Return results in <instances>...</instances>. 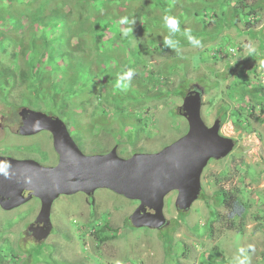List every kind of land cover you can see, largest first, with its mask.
Wrapping results in <instances>:
<instances>
[{
  "label": "rangeland",
  "instance_id": "rangeland-1",
  "mask_svg": "<svg viewBox=\"0 0 264 264\" xmlns=\"http://www.w3.org/2000/svg\"><path fill=\"white\" fill-rule=\"evenodd\" d=\"M148 1L151 0H145V7L143 3H137L129 9L125 0H100L97 9L94 6L92 9L96 15L92 12L83 14L90 16V25L94 28L97 21H120L127 17L128 28L123 27L129 31L143 22L142 15H147L144 9L150 7ZM261 4L263 7L254 13L255 34L264 32V0ZM89 8L91 11V4ZM208 11L215 10L209 8ZM74 14L77 19H82L81 11ZM187 24L195 26L196 21L191 17ZM147 35L149 39H155L154 48L168 36L162 31ZM144 36L139 35L132 42L131 48L137 46L140 50L138 59L133 57V62L129 60L131 54L115 51L109 54L108 73H101L94 64L92 77L97 83L92 81L89 85L77 86L75 94L46 100V105L24 101L23 92L22 97L21 89H17L10 101L0 100L10 104V108L2 106L0 111L6 109L16 115L21 107L53 109L67 121L70 133L83 150L97 151L101 144L105 151L117 148L120 157L130 158L137 153L159 152L187 133L188 122L179 111L183 96L176 92L181 90V85L184 91L189 81V88L197 83L205 89L202 109L205 123L212 126L216 119L225 117L221 120V135L235 141L234 150L226 158L209 162L202 176L201 196L188 212L179 213L175 205L176 193L167 196L164 212L169 225L161 230L130 226L129 216L137 203L107 189L97 193L103 200L99 212L104 213L99 220L89 218L84 194L61 196L54 205L56 231L47 243L36 246L28 235L25 239L19 237L22 227L31 222L27 215L23 223L10 213H0V264H240V261L264 264L263 98L252 99L247 110H241L249 119L235 123L236 111L250 100L249 97L240 99L243 90L264 87L261 40L252 39L246 33L239 35L232 28L200 46L186 42L161 52V49L150 47ZM95 53V60H103L107 51L96 48ZM80 57L87 60L90 56L80 54ZM171 65L176 73L169 70ZM84 67L90 69L87 62ZM179 67L183 75L178 72ZM129 69L135 73L130 81H126L130 88H116L117 80ZM152 73L166 81L150 83ZM49 77L50 74L45 75V83H40L46 93L52 87ZM201 78L206 79L203 81L206 86L198 81ZM74 82L81 84L84 81L76 78ZM8 85H0V97L9 95L16 84ZM25 89L23 91L30 98L47 97L38 94L36 87ZM158 94L162 97L155 96ZM220 107L227 109L221 117L218 114ZM250 107L254 109V118L249 117ZM219 188L239 190L236 195L242 196L247 204L246 216L238 218L232 229H228V219L223 217L227 216L228 209L214 203L213 195ZM61 212L64 215H58ZM98 221L111 227L104 231L103 237H116L97 244L91 226Z\"/></svg>",
  "mask_w": 264,
  "mask_h": 264
},
{
  "label": "trees",
  "instance_id": "trees-1",
  "mask_svg": "<svg viewBox=\"0 0 264 264\" xmlns=\"http://www.w3.org/2000/svg\"><path fill=\"white\" fill-rule=\"evenodd\" d=\"M99 1L0 0V85L9 86V83L16 84L12 87V92L5 97L1 96L0 100L10 101L11 96L17 94V89H21L22 97L23 92L24 101L35 102L33 104L36 105L38 103L46 105L48 103L46 100H53L55 97L71 96L75 94L77 86L82 84L89 85L92 81L96 82L92 77L95 73L94 64L98 66V71L101 73H108L111 66L109 56L111 52L112 54L115 51L122 54H131L130 62L134 61L133 57L138 59L139 48L137 46L131 48L132 42L137 36L145 34L144 38L146 37L149 40L150 47H153L156 41L151 37L149 39L148 32L152 34L162 31V33L168 35L167 37H171L176 41L178 47L186 42L190 43L183 34L185 30H190L191 35L197 38L200 41V45H202L208 41L216 40L227 29L234 28L239 35L246 33L252 39H260L262 46H264V32L254 33L256 25L254 13H257L258 8L263 7L261 0H151L148 1L150 7L144 9L147 15H142L141 19L143 22L140 23L138 28L129 31L124 29L127 26L126 24L122 25L119 23L117 26L119 21L114 19L97 21L95 28L90 25V16H86L83 13L87 12L90 14L93 6L97 9ZM135 1L125 0V5L131 9L135 4L143 3L145 7V0H139L136 3ZM90 4L91 11L89 8ZM212 5L213 9L211 8ZM209 8L215 11L210 12L208 11ZM73 11H81L82 15L80 17L82 19H77ZM92 13L95 14V12ZM137 13L141 14V12ZM166 15L178 19L179 32L170 33L164 21ZM191 17L196 21L195 26L187 24ZM111 22L113 24L108 25ZM125 30L129 33L127 36L123 35ZM96 48L104 52L107 51L103 60L94 59ZM167 48L171 49L174 47L167 44L164 40L154 49H161L160 51L163 52ZM80 54H89L90 57L87 60H83ZM85 62L90 65L89 70L85 69ZM169 68L172 73L177 72L173 65ZM173 68L174 70H172ZM209 69L214 72L213 68ZM180 71L179 67L178 72ZM180 73L183 75L182 72ZM48 74L51 77V80L49 77V81L52 87L46 93L40 83H45L43 79ZM76 78L84 82L78 84L74 82ZM204 80L206 79H198L200 83L202 81V84L206 86L203 83ZM149 81L150 83H163L166 80L152 73ZM125 83L128 84L127 89L130 88L129 82L125 81ZM27 86L36 87L38 94L47 95V97L33 99L26 96L27 93L24 91L27 90L25 89ZM189 86L190 82L188 81L184 91L181 85V90L178 89L176 93L184 96ZM207 88L209 89V87ZM145 92L147 91L145 90ZM49 94H53L54 97ZM230 94L233 95V91ZM147 96L149 95L147 94ZM155 96L162 97L161 94ZM246 97H249L250 100L243 108H238L236 111L237 116H235V119L237 121L235 123H242L243 120L249 119L246 118L245 114L241 113V110L246 111L252 99L263 98L264 101V87L258 86L251 90L244 89L240 99L244 100ZM226 111V108L220 107L219 117L224 116ZM261 112L264 113V107H262ZM249 117H255L254 109L251 107ZM224 119L225 117L221 118V120ZM223 173L227 174L226 171ZM238 193L239 190L233 192L219 188L213 195L215 204L218 206L224 205L228 209L227 216H223L224 220L228 219V229H232V225L235 224L238 218L246 216L247 204L243 201L242 196L238 197L236 195ZM212 229L213 227H211ZM115 237L106 236L103 241L106 242Z\"/></svg>",
  "mask_w": 264,
  "mask_h": 264
},
{
  "label": "water",
  "instance_id": "water-1",
  "mask_svg": "<svg viewBox=\"0 0 264 264\" xmlns=\"http://www.w3.org/2000/svg\"><path fill=\"white\" fill-rule=\"evenodd\" d=\"M203 97L204 90L196 86L183 99L179 111L189 125L184 136L159 152L137 153L130 158L120 157L117 148L104 155H85L60 117L23 107L21 133L51 132L59 162L50 168L34 161L11 165L3 177L4 190L3 184L0 187V196L6 198L0 200V205L9 210L39 198L41 212L29 231L42 241L51 233L49 216L59 196L91 195L98 189H107L140 202L130 216L132 226L164 228L168 224L164 213L167 196L177 192L178 210H190L201 196L202 176L209 162L226 158L235 148L232 138L221 135V119H216L212 126L205 123ZM24 191L30 194L25 197ZM36 224L42 227L34 229ZM43 230V236L38 234H43Z\"/></svg>",
  "mask_w": 264,
  "mask_h": 264
},
{
  "label": "flooded vegetation",
  "instance_id": "flooded-vegetation-1",
  "mask_svg": "<svg viewBox=\"0 0 264 264\" xmlns=\"http://www.w3.org/2000/svg\"><path fill=\"white\" fill-rule=\"evenodd\" d=\"M196 86H199L198 84H194L192 85L189 89L187 88L183 99L185 97V95L193 90ZM200 87V86H199ZM0 108H3L2 106H6V108H10V104L6 103V102H0ZM23 107L19 108V110H17V114L15 115V113H11L10 111H6V110H1L0 111V131H2V136L0 137V187L2 186V189L4 190V187L6 186L4 184V175L9 171V167L11 165H16V163H18L19 161H34L38 164H40L43 167H54L58 164L59 162V155L55 149V145H54V137L52 135L51 132L47 131V130H42L40 132H36V133H32V134H26L24 135L23 133H21V128L23 126V121L24 118L20 115V111ZM33 111H41V112H45L48 115L51 116H56V117H60L62 119L61 116L58 115L57 112H55V110H43V109H37V108H30L27 107ZM27 115V114H26ZM66 125L67 128L70 127L69 124L67 123V121L65 119H62ZM92 120V119H91ZM69 131V129H68ZM70 133V131H69ZM71 137L73 138V134L70 133ZM74 139V138H73ZM74 141L77 143V145L79 146V148L81 149V151L88 156L91 155H104L110 152V150L105 151V147L103 145H99L97 147V151H87V150H83L81 144L79 143V141L77 142L75 139ZM79 143V144H78ZM103 148V151H102ZM100 189L96 190L94 193H92L91 195H88L86 193H82L84 194V198H85V202L88 206V210H89V218L90 219H95V220H99V218L102 217V212H99V210H101L102 207V198H100L99 196H97V193L99 192ZM24 196L27 197L30 192L29 191H24ZM176 193L177 192H173ZM78 194V193H77ZM61 196H73V195H61ZM61 196H59L53 203V207H52V211L51 214L49 216V221L52 225V230L51 233L49 234L48 238L45 240H37L34 236L33 233L31 231H29V227L32 224H35L38 216L41 212V207H42V203L40 201L39 198L34 197L33 199H31L30 201L16 207L13 209H5L3 207V205H0V213H10L14 216H16L18 222H25V215H27V217H29L30 219V223H28L26 226L24 225V227H22L21 233H20V238H24L25 236L28 235L33 243V245H40V244H44L47 243V241L54 235L55 231H56V227H55V223H54V219L56 216V212L54 209V205L56 203L57 200H59L61 198ZM4 199L6 200L5 197L0 196V200ZM33 201H35L34 203H32ZM137 203V207L135 208V210L139 207L140 202L139 201H135ZM31 204V205H30ZM36 204V205H35ZM149 212H152L151 210H148ZM184 212L187 211H180V214H184ZM165 213V212H164ZM58 215H64V212L59 213ZM32 219V220H31ZM99 222V221H98ZM129 223L130 226L131 222H130V216H129ZM169 225V222L166 226ZM165 226V227H166ZM42 224H36L34 226V229L36 228H41ZM92 229L93 231L91 232V234L93 235L94 238H96L97 240V244L100 243H105V241H103V233L104 231H106L107 229H110V225L106 222H99L96 224L92 223ZM164 227V228H165ZM163 229V228H162ZM161 230V229H159ZM40 233L41 236H43L44 230H43V234L41 231H38V234ZM24 248V247H23Z\"/></svg>",
  "mask_w": 264,
  "mask_h": 264
},
{
  "label": "clouds",
  "instance_id": "clouds-1",
  "mask_svg": "<svg viewBox=\"0 0 264 264\" xmlns=\"http://www.w3.org/2000/svg\"><path fill=\"white\" fill-rule=\"evenodd\" d=\"M164 21H165V24H166L167 28L169 29L170 33L174 34V33H177V32L180 31L179 21H178L177 18L166 15L164 17ZM119 23L122 24V25L123 24H127V23H129V20H128L127 17H123V18H121ZM128 34L129 33H128L127 30L123 31V35L127 36ZM183 34L188 38V41L191 44H193L194 46H200V41L197 38H195L194 36L191 35L190 30H185V32ZM165 42L167 44L172 45L174 48L177 47V42L174 41L171 37H165ZM134 74H135L134 71L131 70V69H129L128 71L124 72L123 75L117 80L116 88H118V89H127L128 84L125 83V81H130L131 78L134 76ZM62 119H64V118H62ZM117 151H118V149H117ZM240 264H244V262L240 261Z\"/></svg>",
  "mask_w": 264,
  "mask_h": 264
}]
</instances>
